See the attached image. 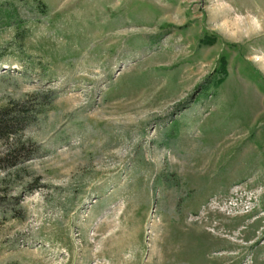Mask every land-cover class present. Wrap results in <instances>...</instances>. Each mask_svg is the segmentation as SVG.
<instances>
[{
  "label": "rangeland",
  "instance_id": "rangeland-1",
  "mask_svg": "<svg viewBox=\"0 0 264 264\" xmlns=\"http://www.w3.org/2000/svg\"><path fill=\"white\" fill-rule=\"evenodd\" d=\"M10 105L0 264H264V0H0Z\"/></svg>",
  "mask_w": 264,
  "mask_h": 264
},
{
  "label": "trees",
  "instance_id": "trees-1",
  "mask_svg": "<svg viewBox=\"0 0 264 264\" xmlns=\"http://www.w3.org/2000/svg\"><path fill=\"white\" fill-rule=\"evenodd\" d=\"M222 70V69H221ZM216 83H218L216 81ZM23 106V104H22ZM26 114L25 109L23 110L21 106L12 107L3 106L0 108V137L8 138L12 137L18 128L24 124V117ZM26 122V121H25ZM19 126V127H18ZM17 146L16 142L10 143V145L5 150V154H10Z\"/></svg>",
  "mask_w": 264,
  "mask_h": 264
},
{
  "label": "bare ground",
  "instance_id": "bare-ground-1",
  "mask_svg": "<svg viewBox=\"0 0 264 264\" xmlns=\"http://www.w3.org/2000/svg\"><path fill=\"white\" fill-rule=\"evenodd\" d=\"M240 29V28H239Z\"/></svg>",
  "mask_w": 264,
  "mask_h": 264
}]
</instances>
